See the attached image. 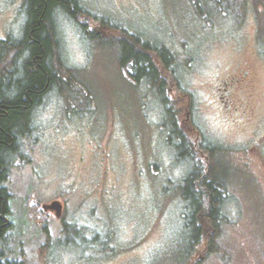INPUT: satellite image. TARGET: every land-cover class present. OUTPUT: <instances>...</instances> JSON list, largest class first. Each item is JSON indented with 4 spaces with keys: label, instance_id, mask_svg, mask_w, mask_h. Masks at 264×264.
Instances as JSON below:
<instances>
[{
    "label": "rangeland",
    "instance_id": "obj_1",
    "mask_svg": "<svg viewBox=\"0 0 264 264\" xmlns=\"http://www.w3.org/2000/svg\"><path fill=\"white\" fill-rule=\"evenodd\" d=\"M234 1L228 5H239L238 24L197 15L194 0H80L78 22L102 45L56 16L64 62L79 78L64 87L71 103L56 91L44 97L32 135L18 142L3 183L11 229L0 241V260L184 263L189 230L176 186L192 164L168 145L154 89L135 84L120 65L126 44L115 41L135 47L140 39L174 57L165 94L197 159L211 144L227 149L221 162L232 168L223 258H204L201 244L187 264H264V36L256 15L264 0ZM24 23V0H0V42L20 40ZM53 202L60 218L48 208Z\"/></svg>",
    "mask_w": 264,
    "mask_h": 264
},
{
    "label": "trees",
    "instance_id": "obj_2",
    "mask_svg": "<svg viewBox=\"0 0 264 264\" xmlns=\"http://www.w3.org/2000/svg\"><path fill=\"white\" fill-rule=\"evenodd\" d=\"M231 2L236 1L194 0V8L197 15L216 14L224 18L231 16L238 24L241 17L235 12L239 5L236 3L237 6L232 10L228 5ZM202 3L211 6L206 7ZM24 4L25 23L21 39L8 38L0 42V241L11 229L8 221L11 195L3 183L9 176L12 158L20 154L17 149L18 142L32 135L33 112L44 97L51 91H56L59 97L69 100L65 97L64 87L69 81H77L79 78L78 72L67 67L64 62L56 16L62 15L74 21L86 41L92 39L100 45L103 42L98 36L88 33L78 22V16L84 13L80 0H24ZM256 6L259 36H264L261 13L264 12V7ZM100 23L113 27L105 19ZM119 42L123 46L126 44L120 61L121 67L128 70L129 77L135 84L144 83L154 89V96L164 109L163 126L167 132L168 145L179 159L192 164L191 172L176 186V192L184 203L182 217L189 230L188 252L183 264L188 263L191 255L198 251L197 245L201 244L203 248L200 252L204 258L219 254L222 259V253L225 252L219 241L228 223L223 208L228 199L227 189L230 184L227 175L232 169L229 162H221L227 149L208 144L202 149L205 156L199 160L194 145L176 126L179 112L174 109V105H170L165 94L164 74H171L169 66L174 62L169 50L162 46L159 49L158 45L156 47L149 43H140V39L137 40V46L134 43L135 47L127 40L115 41ZM7 54L11 62L5 64ZM0 264L20 263L0 260ZM196 264H200V260Z\"/></svg>",
    "mask_w": 264,
    "mask_h": 264
},
{
    "label": "water",
    "instance_id": "obj_3",
    "mask_svg": "<svg viewBox=\"0 0 264 264\" xmlns=\"http://www.w3.org/2000/svg\"><path fill=\"white\" fill-rule=\"evenodd\" d=\"M48 208L51 209V210H54L56 212L55 213L56 217L60 218V216H61V208H60L59 203L53 202Z\"/></svg>",
    "mask_w": 264,
    "mask_h": 264
}]
</instances>
